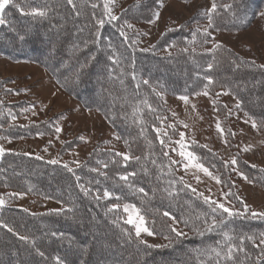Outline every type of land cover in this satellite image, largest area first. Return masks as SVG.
I'll use <instances>...</instances> for the list:
<instances>
[{
    "label": "trees",
    "instance_id": "trees-1",
    "mask_svg": "<svg viewBox=\"0 0 264 264\" xmlns=\"http://www.w3.org/2000/svg\"><path fill=\"white\" fill-rule=\"evenodd\" d=\"M214 2L217 7L211 13V30L237 31L257 18L264 29V0ZM104 5V0H9L3 10L0 53L12 61L39 63L85 108L102 114L117 131L129 159L100 145L69 172L62 164L29 154H6L0 163L1 185L16 193L58 201L63 208L39 213L1 206L0 264L6 259L5 240L15 248L12 264L43 262V258L47 259L45 264H92V260L95 264H215V258L202 254V250L216 246L226 231L237 246L241 236L254 237L244 239V251L235 253L236 264H264V259L257 260L264 252L259 244L264 219L231 217L216 231L203 236L193 231L191 221L209 209L182 184L164 155L176 127L170 124V113L162 98V94L188 96L204 90L208 83L205 77L211 76L213 83L208 91L228 92L239 102L240 110L257 125H264V68L224 46L207 51L210 36L191 26L194 17L165 29L151 49L140 50L124 23L150 20L159 7L158 0H135L119 11L114 21L105 14ZM34 9L45 15L35 14ZM100 19L104 20L102 26L97 24ZM97 30L99 37L95 35ZM209 63L213 65L211 69ZM26 106L24 101L1 102V135L22 138L55 132L51 118L5 129L4 122L17 117ZM198 154L204 163L225 172L226 165L217 156L206 150ZM247 168L254 181H264L262 171ZM125 175L127 180H122L120 177ZM140 188L144 192L138 191ZM105 191L112 195L105 197ZM122 202L135 205L158 236L170 235L172 217L188 233L173 240L170 247L140 244L121 210L113 207ZM164 212L170 215L164 216ZM184 219L190 220L189 226H185ZM196 223L203 227L202 219ZM46 226L48 231L43 229L40 235ZM67 228L72 231L69 235L64 231ZM89 236L102 241L84 240ZM76 246H80L79 255L61 251ZM101 247L113 256L112 261L108 253L96 255ZM77 258L79 262L75 263Z\"/></svg>",
    "mask_w": 264,
    "mask_h": 264
},
{
    "label": "rangeland",
    "instance_id": "rangeland-1",
    "mask_svg": "<svg viewBox=\"0 0 264 264\" xmlns=\"http://www.w3.org/2000/svg\"><path fill=\"white\" fill-rule=\"evenodd\" d=\"M133 1L135 0H113L109 3V7L112 9V14L117 15L120 10L126 8ZM160 2L161 0H158L159 7L155 11H158L160 16L154 23H148L149 20L137 23L128 22L133 25L131 28L124 23V28L136 48L151 49L165 29L176 27L193 17L196 18L191 25L193 28L203 32V29L207 27L208 10L212 7L213 0H162L164 5L162 8ZM2 14L3 11L0 12V16ZM152 19L153 17L150 20ZM2 24L0 23V27ZM208 32L211 33V36L207 49L212 47L214 41H219L224 47L238 53L243 58L255 61L259 65L264 64V29L260 18L237 31L222 32L208 28ZM197 93L200 95H196V93L188 95V103L180 100L181 96L162 94L163 101L170 113V124L176 127V133L169 140V145L165 146L169 161L174 166L175 175L184 186L202 200L203 197L199 195L200 193L212 200L222 202L228 207L243 211V205L236 199V196H239L250 208L245 216H251L253 210L264 211V181L258 179L254 181L253 173L247 168L252 167L264 173V129L252 127L254 119L236 106L238 102L228 92L223 90L208 91L207 96L203 95V90ZM2 101L7 103L24 101L27 104L24 110L28 109L18 113L15 119L12 117L4 122L5 129L17 124L27 125L51 118L54 120L55 132L49 135L22 138H8L0 134V147L4 149L3 154L0 155V163L6 154L18 152L27 153L36 158L40 157L39 159L46 161L56 159L59 164L67 163L68 167L74 169L78 168L88 158L92 150L100 145L117 154H127L117 131L105 117L95 110L85 108L76 97L56 83L46 68L35 61H12L0 53V106ZM217 123L220 124L222 132L217 129ZM57 126L61 128L59 133L56 132ZM181 133L184 134L183 149L177 143V141H181ZM81 136L84 137L83 140L80 139ZM195 148H198L199 152L206 150L217 156L226 165L225 172H218L204 163ZM181 150L195 153L197 162L203 164L214 176H218L221 182L217 183L216 180L198 169L192 167L185 169L183 164L188 161L179 155ZM233 158L236 159V164L231 163ZM172 161H177V163H172ZM196 177H199V180ZM15 193L0 183V198L5 201L0 207L13 206L39 213L63 208V205L58 201L24 193H22L23 195H13ZM125 204L133 205L130 202L116 205H119L118 208L126 222L128 213L124 211ZM170 224H173V220L170 221ZM128 225L132 227L135 235L134 226ZM174 226L187 235L188 231L184 226L178 222ZM43 229L48 231L49 228L47 226L42 228L40 235L44 234ZM64 231L68 235L72 233L69 228ZM141 238L148 244H168L169 242L165 236L157 234L148 236L142 233ZM100 239L89 236L84 240L101 242ZM261 239L262 237H260ZM5 242L8 244V248L3 264H12L15 261L13 256L15 248L9 240H5ZM261 246L264 247V245ZM79 248L80 246L69 247L61 251L65 254L69 251L78 253ZM102 253L108 252L101 247L96 255ZM109 255L111 256L110 261H112L114 258L111 254ZM43 260L47 261L44 258ZM44 261L28 262L29 264H45ZM76 262H79L78 258L75 260ZM91 263L95 264V260H92Z\"/></svg>",
    "mask_w": 264,
    "mask_h": 264
},
{
    "label": "snow or ice",
    "instance_id": "snow-or-ice-1",
    "mask_svg": "<svg viewBox=\"0 0 264 264\" xmlns=\"http://www.w3.org/2000/svg\"><path fill=\"white\" fill-rule=\"evenodd\" d=\"M69 3H72V0H68ZM113 2V0H105V14L108 16L109 20L114 21L117 20L118 17L116 15L112 14V9L109 7V3ZM9 3V0H0V12L3 11V9L5 8V6ZM164 5L162 3V0L160 2V7L162 8ZM216 4L213 0V4L212 7L208 10V25L207 27H205L203 29V34L205 36H211V33L208 32V28L212 27L213 24V20H212V15L211 13H213L216 9ZM230 7V6H229ZM33 12L35 14H38L40 16L45 15V13L43 11H39V10H33ZM261 15H264V13H261ZM160 13L157 11L153 14V19L149 20L148 23H154L157 19H159ZM4 20L2 18V16H0V23H3ZM97 24L98 25H103L104 24V20L100 19L97 20ZM125 24H127V27L131 28L133 27V25L129 24L127 21H125ZM122 36L125 35V33L123 31H121L120 33ZM97 37H99L100 33L99 30H97L96 34ZM195 36L196 33H193V41L195 40ZM205 43H207V40H205ZM223 48V45L221 42L219 41H214L212 44V48L208 49L207 51H215L217 49ZM145 51H147V49H144ZM186 50V49H185ZM252 63H255V61H252ZM213 67V65L211 63L208 64V68L211 69ZM259 67L264 68V64L259 65ZM205 79L208 81V83L204 86V90H203V95L207 96L208 93V86L211 85L213 83V78L211 76H207L205 77ZM145 83H147V81H145ZM54 95V94H53ZM196 95H200V93H196ZM180 100H183L185 103L189 102V98L188 96H181L179 97ZM237 107H239V102L236 105ZM28 109H25L24 111H27ZM35 114V113H33ZM247 115V113H246ZM13 119H15V117L13 116ZM264 125H257L255 120H252V127L253 128H258V127H262ZM217 129L220 130L221 132L223 131L220 127V124L217 123L216 125ZM61 131V128L59 126L56 127V132L59 133ZM156 131L159 133L161 130L160 129H156ZM164 135H167V133H164ZM181 135V141H177L178 144H180L181 149L184 148V144L182 143L183 140V133L180 134ZM81 140L84 139L83 136L80 137ZM127 143V141L125 142ZM161 144H164V141L161 140ZM175 151V149H173ZM246 151L248 150L247 148L245 149ZM4 152V149L2 147H0V155H2ZM25 155H27V153H25ZM118 155L123 156L124 160H128L129 156L126 153H118ZM165 156H168V153L165 152L164 153ZM179 155L181 157H184L187 159L188 163L183 164V167L185 169L192 167L195 169H198L199 171L204 172L206 175L210 176L212 179L216 180L217 183H220V179L218 176H214L211 172H209V170L207 168H205L203 166V164L197 162V157L195 155V153L193 152H185L183 150H181L179 152ZM40 158V157H37ZM139 159V158H137ZM52 164H56L59 161L56 159H53L51 161H49ZM172 163H177V161H172ZM232 164H236L237 161L235 158L232 159L231 161ZM69 172H72V168L68 167L67 163H65L64 165ZM105 167H107V165H105ZM93 171H96V169H93ZM130 175H134L130 174ZM240 175H243V173H240ZM122 180H127V176H121L120 177ZM197 180H199V177H196ZM245 179H247V177H244ZM188 187H191L190 185H187ZM138 191L140 192H144L143 188L138 189ZM193 191L195 192V189H193ZM171 195V193H169ZM13 195H23L22 193H15ZM112 194L108 191L104 192V196L105 197H109ZM200 196L203 197V201L205 204L208 205V209L209 211L207 213H200L197 217H195V220L191 221V225H192V229L193 231H195L198 235L203 236L205 234V232H213L216 231L217 228H219L221 225H223L225 223L226 220H228L231 217L234 216H239V217H243L245 216L246 213L249 212L250 208L249 206L243 201L241 200V198L239 196H236V199L240 201V203L243 205V211L234 209L232 207H228L226 206L224 203L219 202L217 200H212L210 197L208 196H204L203 193L199 194ZM5 203V201L0 198V205H3ZM113 207H119V205H113ZM124 211L126 213H128V219L126 221V223L131 224L134 226L135 228V236L138 239V242L140 244H144L149 248H163V247H170L171 243L173 240H179L180 237L185 236L186 234L180 230L178 227L174 226L177 221L175 217H172L173 220V224L168 225V229L170 232V235L165 236V239L169 241L168 244H148V242L144 239L141 238V234H147L148 236H153L156 233L147 226L145 218L139 214V210L136 209L135 205H130V204H125L124 206ZM226 214V215H225ZM164 216H169L170 214L168 212H164L163 214ZM219 217V218H218ZM251 217L252 218H260V219H264V211L261 212H257V211H251ZM202 219V224L203 227L201 228L200 226H198V224L196 223V221H201ZM183 223L185 224V226H189L190 220L189 219H184ZM5 227H7V225H4ZM9 231H12L11 228L8 229ZM171 234H174L171 235ZM129 238H131V234L128 233ZM223 238L222 240H219L216 242V246L214 247H209L205 250H202V254H206L209 257H214L215 258V264H221V262L223 261L224 264H227V262L231 261L232 264H236V258H235V253L236 252H243L244 248H243V241L245 238H247L248 240H254L253 236H241L240 237V241L241 244L240 246L234 245L232 243L234 237L232 235H230L229 232H223L222 234ZM260 236L262 237V239L260 240V244L264 245V232L260 233ZM21 239H27V237H20ZM226 249V250H225ZM41 255H43V253H40ZM261 259H264V252H262L261 257H257V260L260 261ZM200 264H204L203 261H200Z\"/></svg>",
    "mask_w": 264,
    "mask_h": 264
}]
</instances>
